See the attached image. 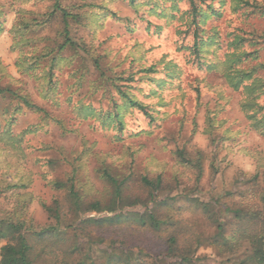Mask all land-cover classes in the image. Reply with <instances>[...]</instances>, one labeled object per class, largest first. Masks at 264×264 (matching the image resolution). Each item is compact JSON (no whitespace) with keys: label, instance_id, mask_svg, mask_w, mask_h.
<instances>
[{"label":"rangeland","instance_id":"1","mask_svg":"<svg viewBox=\"0 0 264 264\" xmlns=\"http://www.w3.org/2000/svg\"><path fill=\"white\" fill-rule=\"evenodd\" d=\"M193 1L199 21L189 0H58L65 20L0 0V89L45 111L0 96V222L22 226L0 250L21 234L32 264H233L245 226L264 232V136L224 78L264 80V0Z\"/></svg>","mask_w":264,"mask_h":264},{"label":"trees","instance_id":"2","mask_svg":"<svg viewBox=\"0 0 264 264\" xmlns=\"http://www.w3.org/2000/svg\"><path fill=\"white\" fill-rule=\"evenodd\" d=\"M190 8H191V15L193 16V20L199 21L200 18H205V15L202 13L201 10L198 9L196 4L193 0H189ZM61 13L62 18L65 20L67 17L71 16L67 14L60 6L58 0H55V3L52 6L51 15L53 13ZM3 15V13L0 11V18ZM2 32V25L0 23V33ZM64 33L66 36L65 45H72L73 41L69 40L68 38V31L65 28ZM199 38V37H197ZM198 42H202V45H200ZM204 41L202 39H196L194 40L193 48L196 50V54H198V51L201 50V48H204ZM64 48V45L61 47V49ZM202 48V49H203ZM53 60V59H52ZM233 59L227 60V62H231ZM25 65V60L23 62ZM51 64H54V61L51 62ZM260 68H264L263 65L259 66ZM256 68L251 69V71H241V70H233L231 72H226L224 74V78L226 83L234 90H238L239 88L243 89V92L245 93L246 97L244 101L242 102L240 108L243 114L246 115L247 119L250 121V127L253 131L256 133L264 136V113H261L264 110L263 106L258 105L254 101L260 97V95L264 94V80L262 78H252L253 74L256 72ZM252 80V83L250 85L246 86L243 85L246 81ZM257 92V93H256ZM257 94L254 96V94ZM0 96H6L9 98H13L15 100H19L23 106L31 111L34 112H40L45 113V111L31 103L26 97L17 95L12 89L10 88H3L0 89ZM127 98V104L132 107H137L139 110L145 111V107L132 99L129 96ZM147 185H149L152 189V197L155 198V196L158 195V189H159V183L158 182H147L145 181ZM134 218V216H133ZM137 218V221L141 222V224H144L145 222L150 227L159 228L161 226V222L154 218L152 214L146 215L144 218L143 216L135 217ZM22 229V226L20 225H11V224H4L3 222H0V237H7L13 234H16V232L20 233V230ZM42 235V233H40ZM241 238L243 236L247 238L248 242V252H246L244 255L241 256V259H239L236 263L233 264H264V232H262L260 235L257 232H253L249 229L248 226H245L244 230L240 232ZM28 252H29V246L27 243V240L23 235H19V237L16 239V245L7 244L0 250V264H32L29 261L28 258Z\"/></svg>","mask_w":264,"mask_h":264}]
</instances>
